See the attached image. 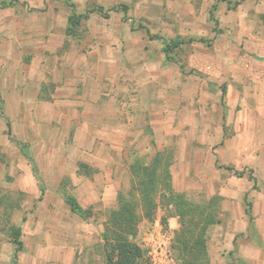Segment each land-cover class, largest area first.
Returning <instances> with one entry per match:
<instances>
[{
  "label": "rangeland",
  "instance_id": "374dc122",
  "mask_svg": "<svg viewBox=\"0 0 264 264\" xmlns=\"http://www.w3.org/2000/svg\"><path fill=\"white\" fill-rule=\"evenodd\" d=\"M236 1L0 0V264L12 261L11 226L20 228L23 244H103V227L117 206L114 195L132 191L129 164L152 162L159 146L150 135L156 141L167 134L171 140L160 151L170 157L169 189L157 184L154 218L141 216L134 241L148 264V244H165L174 264H236L230 253L217 259L210 244L226 241L221 223L235 210V193L264 192V160L254 168L245 162L247 153L242 163L224 166L223 139H192L193 131L222 122L225 137L239 128L251 144L246 135L252 127L254 143L264 147V91L253 84L264 78V0ZM68 3L77 13L96 5L114 9L106 17L89 13L68 33ZM95 54L100 59L92 70L99 77L108 69L117 82H128L117 103H127L135 128L118 154L105 138L95 139L94 148L104 147L96 157L105 165H97L91 181L77 172L85 138L76 128L81 88L73 87ZM110 60L116 61L112 67ZM139 69L143 73L136 75ZM228 74L243 78L245 92L233 85L230 98ZM107 89L103 102L111 97ZM231 100L239 103L230 108ZM193 142L196 153L188 151ZM107 174L116 184H105ZM64 194L90 208V216L71 211ZM173 194L186 203L170 201Z\"/></svg>",
  "mask_w": 264,
  "mask_h": 264
},
{
  "label": "crops",
  "instance_id": "0c3cea01",
  "mask_svg": "<svg viewBox=\"0 0 264 264\" xmlns=\"http://www.w3.org/2000/svg\"><path fill=\"white\" fill-rule=\"evenodd\" d=\"M99 59L100 56L95 54L94 56L91 55L90 59L85 60L90 67L88 70L79 72L78 77L81 84L73 87L81 88L80 96L78 95L77 97L80 98L79 102L82 108L80 118L76 119V128L82 134V138H85L84 143H81V148H79V151L84 157H81L84 159L82 162L96 170L90 176H87L86 174H79V176H82V178L85 179H90L91 181L92 177L98 173L97 165H105L104 161H99L105 160L104 158L96 157L99 152L104 150V147H97V145H95L94 148L93 142H96L95 139L99 137L105 138V140L110 142L109 145L112 146L109 150L118 154L122 152V149H120L121 146L118 145H121L122 141L125 143L132 132V128H135V124L130 123V120L134 121V118L127 115V109L125 108V106L127 107V103L123 102L121 106H118L117 103V97L119 96L120 91L122 92L124 88H127V86L125 87V84H128V82L126 80L117 82L116 79L111 77V73L109 74L108 69L105 76L102 75L99 77L98 72L92 70L93 62H98ZM110 62H112L110 64V67H112L116 61L110 60ZM123 70L125 69L123 68ZM209 72L211 75L212 70ZM140 73H143L141 69L137 70L136 75H139ZM224 77L228 78L230 82V86L228 87L230 98L235 91V88L232 87L233 85L237 86L239 91L240 88H243V92H245L246 86L243 83V78H241V76H232L231 74H228ZM103 79H106V81L102 82ZM123 79H126V76H123ZM149 79L152 80L151 78ZM253 81L254 88L255 85H257L256 88L259 89V87H262V91H264L263 77L262 80L258 79L257 81L254 79ZM104 84L105 86H103ZM103 88H110L107 89V95L111 97H107L105 102H103V98H101ZM261 96L263 97L262 102L264 103V94ZM251 102L256 104L259 100L252 98ZM229 103L231 108V105H237L239 102L237 100H231ZM223 118L224 114L221 116V119ZM138 119L141 120V117ZM221 125H223L222 122L218 127L204 128L197 132L193 131L192 139L197 143H213L218 141V139L219 141L223 139L221 145H219V157L225 163L224 166L230 167L242 163L243 157L247 153H250V157L244 158L245 162L250 163L254 168L256 165H259L261 160H264V147H259L257 143H254V137L256 134L252 127L249 134L246 135V138H251V144H246V139L245 141L241 139L242 136L245 135L241 129L236 128L233 135L225 137V130ZM163 136L165 137L156 139L155 141L153 139L154 137L150 135L151 143L154 144L157 142V147H161L155 149L153 154L155 151L161 150L168 139L170 138L171 140L172 137L171 134ZM195 137H198V140H196ZM201 137L204 138L200 139ZM206 137L211 140H206ZM192 148L194 149V142L190 143L188 151L191 152ZM165 150L169 151L167 148ZM192 152L196 153L197 151L194 149ZM259 154H261V158ZM111 160L113 162L115 159L111 158ZM133 164L134 163L131 162L129 168H131ZM235 168H237V166ZM97 179L98 178H95V180ZM103 179L105 184H116V181L108 174ZM98 184H100V182ZM120 192L123 191H119L114 195L116 201L117 195ZM234 197L235 210L232 212V209L230 208L228 211H230L231 215L221 223L222 225L224 224L225 227L226 241L224 244H210V250H213L215 254H218L217 259L226 258V254L230 253L229 258H232V261L236 264H264V192L260 195H254L253 193H250L249 195L247 193H235ZM104 199V196H102L99 200L105 201ZM259 200L262 201L261 204L258 202ZM170 223H172L171 218ZM148 245L150 246L149 253L152 251L156 252V250L160 249L161 245L165 246V244ZM95 246H98L99 249H95ZM220 250L224 252L223 256L219 254ZM148 255L150 257V254ZM214 258H216L215 255ZM211 259V262L214 263L215 260H213V258ZM15 264H106L104 244H23V249L17 253Z\"/></svg>",
  "mask_w": 264,
  "mask_h": 264
},
{
  "label": "trees",
  "instance_id": "16d2710c",
  "mask_svg": "<svg viewBox=\"0 0 264 264\" xmlns=\"http://www.w3.org/2000/svg\"><path fill=\"white\" fill-rule=\"evenodd\" d=\"M241 1L242 0L236 1V5ZM69 7L71 8V11L67 16L66 27L68 33L72 31L73 27L78 25L82 19L87 18L89 13L96 11L98 14L106 17L108 15L107 12L114 9H104L103 6L96 5L84 13H77L73 9V3H70ZM121 7L124 10L127 8L126 5H122ZM165 59L168 60V56H165ZM1 109L2 104L0 102V111ZM9 131L10 130H8V133ZM169 160L170 157L168 153L164 154L163 151L157 150L153 154L152 162L149 164L138 166L135 162L132 165V191L127 194L122 192L118 193L117 206L110 211L101 233L106 264H148L145 250L134 241V238L137 232L138 221L141 216L148 220H153L154 218L153 215L156 208L155 195L159 188L157 184H162L164 189L169 187ZM94 171L96 170L92 169L82 161L77 162L78 174H86L87 176H90ZM133 191L135 194H133ZM163 194L165 195L164 191ZM64 197L71 211L77 213L84 219H87L90 216L91 209L82 207L74 196L64 194ZM178 197L180 198L176 199L173 194L170 201L178 203L185 202L183 197L180 195H178ZM138 205H141L143 208L141 214L137 212ZM161 221L164 226H167L166 217ZM20 233L21 231L19 227L11 226V236L15 248L10 264L16 263L17 253L23 249V242L20 239Z\"/></svg>",
  "mask_w": 264,
  "mask_h": 264
},
{
  "label": "built area",
  "instance_id": "2783aa9c",
  "mask_svg": "<svg viewBox=\"0 0 264 264\" xmlns=\"http://www.w3.org/2000/svg\"><path fill=\"white\" fill-rule=\"evenodd\" d=\"M149 254L150 264H174L165 246L161 245L160 249L156 250V252L152 251Z\"/></svg>",
  "mask_w": 264,
  "mask_h": 264
}]
</instances>
